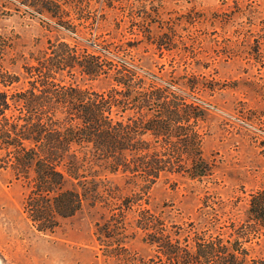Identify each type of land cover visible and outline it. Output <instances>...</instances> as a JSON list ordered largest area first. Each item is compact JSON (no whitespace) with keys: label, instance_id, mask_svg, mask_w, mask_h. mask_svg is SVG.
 <instances>
[{"label":"rangeland","instance_id":"obj_1","mask_svg":"<svg viewBox=\"0 0 264 264\" xmlns=\"http://www.w3.org/2000/svg\"><path fill=\"white\" fill-rule=\"evenodd\" d=\"M34 1L0 0V67L18 78L15 88L25 86L24 70L57 41L94 54L106 45L131 47L132 56L122 58L139 76L160 85L195 77L202 86L186 97L204 111L202 154L212 174L200 180L166 175L142 197L129 196L134 186L127 178L109 176L121 194L105 197L107 205L85 200L49 232L26 214L27 186L1 160L0 264H129L156 257L131 225L127 202L187 243L212 237L224 255L235 254V264H264V228L251 225L247 212L250 195L264 191V0H52L63 11L58 21L31 8ZM59 78L94 92L110 87L106 78L77 72Z\"/></svg>","mask_w":264,"mask_h":264},{"label":"trees","instance_id":"obj_2","mask_svg":"<svg viewBox=\"0 0 264 264\" xmlns=\"http://www.w3.org/2000/svg\"><path fill=\"white\" fill-rule=\"evenodd\" d=\"M43 1L30 7L63 19L58 3ZM108 46L94 54L57 41L24 70L22 88L14 87L15 74L0 67V161L27 186L24 210L40 231L53 230L56 219L72 217L87 199L107 205L121 194L109 176L127 178L134 186L129 196L142 197L166 175L200 180L212 174L202 154L204 111L186 97L204 91L196 78L157 84L123 59L132 56L131 47ZM65 71L106 78L110 87L94 92L65 85L59 78ZM125 205L134 214L131 225L157 254L129 264H235V254L224 255L215 238L187 243L137 202ZM247 212L251 225L264 228V191L250 195Z\"/></svg>","mask_w":264,"mask_h":264}]
</instances>
